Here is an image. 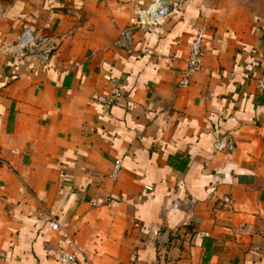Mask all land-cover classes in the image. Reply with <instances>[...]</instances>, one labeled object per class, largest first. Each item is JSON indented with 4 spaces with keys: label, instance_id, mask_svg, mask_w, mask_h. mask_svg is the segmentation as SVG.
Here are the masks:
<instances>
[{
    "label": "crops",
    "instance_id": "crops-1",
    "mask_svg": "<svg viewBox=\"0 0 264 264\" xmlns=\"http://www.w3.org/2000/svg\"><path fill=\"white\" fill-rule=\"evenodd\" d=\"M154 1L0 0V46L23 25L59 40L46 65L0 51V264H58L62 232L94 264H264V0L137 26Z\"/></svg>",
    "mask_w": 264,
    "mask_h": 264
},
{
    "label": "built area",
    "instance_id": "built-area-1",
    "mask_svg": "<svg viewBox=\"0 0 264 264\" xmlns=\"http://www.w3.org/2000/svg\"><path fill=\"white\" fill-rule=\"evenodd\" d=\"M183 1L184 0H161V8L158 10V15L147 24L142 21V14L149 11L150 7L147 10H141L138 13L137 26L148 27L156 25L162 19L172 14L178 8V5L183 3ZM169 11H171V13L167 15ZM4 17L5 11L0 6V23ZM132 36L133 28L122 31L118 45L130 51L132 46ZM58 45L59 40L52 37L43 36L35 27L23 25L22 29L16 36L15 41L10 44L6 43L1 45L0 51L6 56H14L16 58L28 56L32 58L36 64L39 63L46 65L49 63L50 58L57 49ZM205 53V34L203 30H200L195 34L191 43L187 65L182 71V77L179 82V86L181 88L189 87L194 75L202 70ZM258 90L260 94L264 96V71L258 80ZM122 96V88L117 81H114V87L111 89V91L107 95H100L97 97L96 101L106 109H110L119 104ZM217 149L220 151L224 149L233 151L234 146L232 143L224 145L220 142L217 144ZM119 167L120 165L117 163L116 168L118 169ZM226 202H229V200L226 199ZM51 229L54 231H61V225L57 222H53L51 223ZM62 233L66 240V246L63 248V252L57 258L58 264H94L87 258L81 259L80 255H83V250L79 242L76 239L69 237L65 232Z\"/></svg>",
    "mask_w": 264,
    "mask_h": 264
},
{
    "label": "bare ground",
    "instance_id": "bare-ground-1",
    "mask_svg": "<svg viewBox=\"0 0 264 264\" xmlns=\"http://www.w3.org/2000/svg\"><path fill=\"white\" fill-rule=\"evenodd\" d=\"M160 8H161V0H156L155 1V8L149 14L142 15V21L145 20V21H150L151 22V20L154 19V17H156L158 15V13H159L158 10Z\"/></svg>",
    "mask_w": 264,
    "mask_h": 264
},
{
    "label": "water",
    "instance_id": "water-1",
    "mask_svg": "<svg viewBox=\"0 0 264 264\" xmlns=\"http://www.w3.org/2000/svg\"><path fill=\"white\" fill-rule=\"evenodd\" d=\"M170 13H171V11H169V13H167V15L170 14Z\"/></svg>",
    "mask_w": 264,
    "mask_h": 264
}]
</instances>
